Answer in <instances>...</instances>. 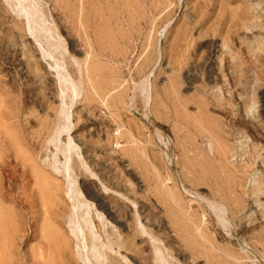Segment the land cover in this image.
Listing matches in <instances>:
<instances>
[{"label": "rangeland", "instance_id": "1", "mask_svg": "<svg viewBox=\"0 0 264 264\" xmlns=\"http://www.w3.org/2000/svg\"><path fill=\"white\" fill-rule=\"evenodd\" d=\"M30 2L40 46L0 0V264H76L71 201L122 264H264V0Z\"/></svg>", "mask_w": 264, "mask_h": 264}, {"label": "bare ground", "instance_id": "2", "mask_svg": "<svg viewBox=\"0 0 264 264\" xmlns=\"http://www.w3.org/2000/svg\"><path fill=\"white\" fill-rule=\"evenodd\" d=\"M6 2H8V5L14 10L16 11V14L21 17V19L25 22L26 26L28 28H30L32 31L31 35L34 38L35 43L40 46V38L41 36H44V34H46L45 28L41 27L39 22V14L37 13V11H34V9L32 8L31 2L30 0H7ZM152 8V7H151ZM152 10V9H150ZM49 31V30H48ZM46 36V35H45ZM44 36V38H45ZM49 39V38H48ZM47 39V40H48ZM45 45L47 46V48H49V50H53L55 51V49L58 50V48H56L57 46L52 43V41H46L45 40ZM55 46V48H53ZM53 48V49H52ZM46 49V48H45ZM55 51V55L56 53L59 54L58 51ZM53 52V51H52ZM56 61V60H55ZM63 65V64H62ZM61 66V65H60ZM56 71V78L58 80V85L60 86V91H62V93H68L69 94V98H72L74 96H76L78 94V89H77V84L71 80H68L65 77V74L63 75V73L60 70H55ZM143 90V89H142ZM65 115V110L64 108L60 109V115ZM61 115V117H63ZM62 119V118H61ZM67 128L64 126V121L60 120V124L57 125V127L55 128V130L52 133L51 138H49V141H54L57 140L59 134L63 131L66 132ZM249 130V129H248ZM257 130V129H256ZM251 132V131H250ZM48 141V142H49ZM54 145V144H53ZM211 145V144H210ZM56 146V145H55ZM212 146V145H211ZM59 148V152L62 151L63 154V159L64 162L62 164V166H69L68 165V161H70L71 155H72V149L71 146L69 144H66L64 146H58ZM61 148V150H60ZM210 148V146H209ZM57 150V149H56ZM230 151V150H229ZM223 153V151H220ZM226 150L224 151V155H225ZM237 153V152H236ZM74 155V154H73ZM233 156V155H232ZM53 159V158H52ZM29 163V162H28ZM67 163V165H66ZM59 164V163H58ZM60 166V165H59ZM54 167V164H53ZM62 168V167H61ZM82 168V167H81ZM67 169V168H66ZM65 168L62 169H55L54 170L65 176L67 173L69 172V170H66ZM67 172H66V171ZM71 172V171H70ZM67 173V174H66ZM218 173V172H217ZM220 174V173H218ZM71 175V174H70ZM62 176V177H63ZM69 177V176H68ZM213 177V176H212ZM224 177V176H223ZM158 178V177H157ZM69 179V178H68ZM66 181V180H65ZM64 181V182H65ZM72 179L71 182H67L66 189H67V193L71 198V194H73L71 191H74L76 189L73 190L72 189ZM259 181H257V183L255 184L256 186H258ZM196 186V185H195ZM13 187V186H12ZM11 188V187H10ZM257 191H261L263 193L262 189H257ZM8 192H6L7 194ZM252 194H256V192H254L253 190L251 191ZM7 196V195H6ZM74 196V194H73ZM11 197V196H10ZM75 198V197H73ZM73 198H71V200H73ZM171 198V197H170ZM77 197L74 199L76 200ZM220 199V198H219ZM233 200H235V202L239 203V205L241 204V207H243V202H242V198L237 197L236 199L233 198ZM257 194H256V200L254 201L255 205H251L253 210L251 212H249V216L248 218H250L252 216V214L256 212V209L253 206H257ZM207 202V201H206ZM214 202V201H213ZM215 203V202H214ZM72 204V208L71 211L69 213V215H67L66 219H65V224H66V228L67 231L69 232L70 236L72 237L74 244H75V249H76V264H122L120 263L115 257L111 256L109 252V244L110 242H108V240H106V242L101 241L100 237L98 236V234H96V232L94 231L93 227H91V223L89 222V220L86 217V212L82 207L85 206H76L74 205L73 201H71ZM78 204V203H77ZM84 205V203H82ZM81 204V205H82ZM175 204V203H174ZM257 204V205H256ZM208 205L211 207V209L213 208V210L215 211V216H217V219L222 218V214H221V209L218 208L217 206H214L211 204V202H208ZM263 205V204H262ZM219 206V205H218ZM222 208V207H221ZM134 209V208H133ZM189 209V208H188ZM2 210V209H1ZM0 210V212H1ZM238 210V209H237ZM4 213V212H3ZM2 215V214H1ZM3 216V215H2ZM88 216V215H87ZM172 217V216H171ZM91 218V217H90ZM136 219V218H134ZM137 220V219H136ZM136 222V221H135ZM137 223V222H136ZM263 223V222H262ZM199 224V223H198ZM99 225V224H98ZM138 225V223H137ZM161 227V225H159ZM183 227V226H182ZM138 228V226H137ZM140 228V227H139ZM102 229V228H101ZM141 229V228H140ZM193 229L195 230V228L193 227ZM103 230V229H102ZM101 230V232H102ZM139 230V229H138ZM254 230V228H248V231H252ZM140 231V230H139ZM104 232V230H103ZM102 232V233H103ZM100 233V234H102ZM142 234V233H140ZM245 234V233H244ZM243 234V235H244ZM167 236V235H166ZM201 239L205 240V238H207V240L209 239V235L208 232L202 231V235ZM205 238H204V237ZM106 237V236H105ZM104 237V238H105ZM109 237V236H108ZM172 237L171 235L167 236ZM149 240V239H148ZM206 242V241H205ZM113 244V243H112ZM112 244L110 246H112ZM117 247L119 245L115 244ZM132 245V244H131ZM210 245V244H209ZM151 248H152V260L155 262V264H172L171 262L169 263L161 254V252L153 246V244L151 243ZM74 250V249H73ZM119 255V254H118ZM141 264V263H140Z\"/></svg>", "mask_w": 264, "mask_h": 264}, {"label": "water", "instance_id": "3", "mask_svg": "<svg viewBox=\"0 0 264 264\" xmlns=\"http://www.w3.org/2000/svg\"><path fill=\"white\" fill-rule=\"evenodd\" d=\"M6 2V0H4Z\"/></svg>", "mask_w": 264, "mask_h": 264}]
</instances>
